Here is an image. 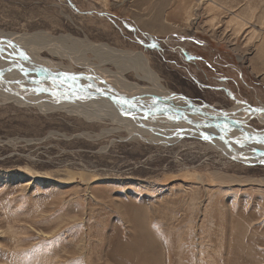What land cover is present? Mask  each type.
<instances>
[{"label":"rangeland","instance_id":"1","mask_svg":"<svg viewBox=\"0 0 264 264\" xmlns=\"http://www.w3.org/2000/svg\"><path fill=\"white\" fill-rule=\"evenodd\" d=\"M0 33H43L27 53L110 91L122 76L156 96L157 75L197 105L264 104V0H0ZM80 98L0 94V264H264V163L154 142Z\"/></svg>","mask_w":264,"mask_h":264},{"label":"bare ground","instance_id":"2","mask_svg":"<svg viewBox=\"0 0 264 264\" xmlns=\"http://www.w3.org/2000/svg\"><path fill=\"white\" fill-rule=\"evenodd\" d=\"M43 35V33H36L14 37L8 33H0L1 95L3 93V96L17 101L21 100L18 97L24 95L30 101L37 102L40 108L47 110L49 106L56 104L59 108L76 113H80L82 107L75 105L73 101L85 100L80 97H89L90 100L103 106L115 107L117 103V106L126 112L123 117L126 121L128 120L133 132L143 131L151 135L149 137L154 142H174L182 136L191 135L220 147L232 158L236 156L247 162L264 163L261 160L264 158V129L260 130L246 123L253 118L264 122V104L255 107L245 101H238L229 109L223 110L210 105H197L188 98L167 91L157 75L155 77L156 96L140 93L141 87L138 84L125 85L126 79L122 76H119L120 81H114L116 84L121 82V87L113 86L110 91L111 88L106 85L107 83L97 81V85L93 81L85 80L88 76H92L88 72H68L67 68L64 71L65 69H60L50 58L49 60L30 54V51L27 53L25 48L28 47V43L38 44L41 40L36 39ZM24 44H27L25 48ZM135 60L138 62L132 63V67L137 70L142 69L149 74V77H154L140 58L137 57ZM121 89H127L135 95L126 96L122 93H127ZM162 91L166 97L160 94ZM46 92L51 94L46 95ZM138 95L144 96L137 98ZM84 105L87 106V104ZM157 107H166L167 111H158L155 109ZM182 115L188 119H183Z\"/></svg>","mask_w":264,"mask_h":264},{"label":"water","instance_id":"3","mask_svg":"<svg viewBox=\"0 0 264 264\" xmlns=\"http://www.w3.org/2000/svg\"><path fill=\"white\" fill-rule=\"evenodd\" d=\"M156 110H158V111H167V108L166 107H164V108H159V107H157V108H155ZM183 117V119H185V120H187L188 118L185 116V115H182ZM211 124V123H210ZM236 160H238V161H240V162H243V163H245V164H255V163H251V162H247L246 160H244V159H240V158H235ZM262 160V162H264V158H262L261 159ZM257 163H261V162H257Z\"/></svg>","mask_w":264,"mask_h":264},{"label":"snow or ice","instance_id":"4","mask_svg":"<svg viewBox=\"0 0 264 264\" xmlns=\"http://www.w3.org/2000/svg\"><path fill=\"white\" fill-rule=\"evenodd\" d=\"M22 55H23V53H22ZM73 79H75V78L73 77Z\"/></svg>","mask_w":264,"mask_h":264}]
</instances>
